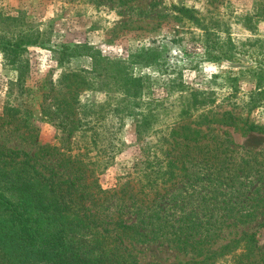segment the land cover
Wrapping results in <instances>:
<instances>
[{
	"label": "rangeland",
	"instance_id": "374dc122",
	"mask_svg": "<svg viewBox=\"0 0 264 264\" xmlns=\"http://www.w3.org/2000/svg\"><path fill=\"white\" fill-rule=\"evenodd\" d=\"M70 88L74 129L62 126ZM245 122L264 128V0H0L3 146L79 156L101 190L140 197L167 180L175 127L210 145L188 164L200 182L219 174L207 160L264 172V132ZM251 227L264 249V216ZM131 250L139 264L190 259L161 241Z\"/></svg>",
	"mask_w": 264,
	"mask_h": 264
},
{
	"label": "trees",
	"instance_id": "16d2710c",
	"mask_svg": "<svg viewBox=\"0 0 264 264\" xmlns=\"http://www.w3.org/2000/svg\"><path fill=\"white\" fill-rule=\"evenodd\" d=\"M76 76L69 72L62 79ZM69 90L62 126L74 129L78 108L70 102L75 90ZM201 133L188 126L171 131L167 180L149 190L140 186V197L126 184L101 190L79 156L52 149L55 159L48 163L43 155L0 144V264H139L131 246L157 241L190 254L179 264H215L227 254L234 264H264L251 227L264 216V172L245 164L231 172L207 160L219 172L216 179L190 176L188 164L196 165L201 148L210 146L201 143Z\"/></svg>",
	"mask_w": 264,
	"mask_h": 264
}]
</instances>
